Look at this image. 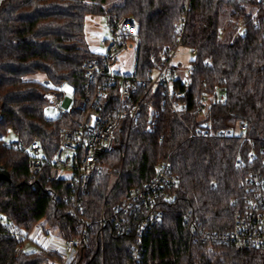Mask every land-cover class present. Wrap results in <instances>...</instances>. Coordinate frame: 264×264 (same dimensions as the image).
<instances>
[{
  "label": "trees",
  "instance_id": "obj_1",
  "mask_svg": "<svg viewBox=\"0 0 264 264\" xmlns=\"http://www.w3.org/2000/svg\"><path fill=\"white\" fill-rule=\"evenodd\" d=\"M105 14L134 21L136 31L127 38V48L135 49L132 74L146 83L139 89V118L119 124L101 172L91 178L84 214L94 219L103 204L109 212L131 188L151 179L158 160L169 157L177 183L161 221L143 239L142 264H264V248L223 240L244 199L240 183L253 169L249 154L264 143L262 0L4 1L0 135L19 136L22 145H5L0 137V167L7 174L0 178V264H50L56 251L28 248L41 218L56 225L62 240L78 235L65 184L46 180V171L31 180L23 146L39 136L50 151L56 148L64 120L46 118L43 94L62 95L58 88L64 85L80 93L83 59L94 53L87 45L86 21ZM184 17L180 46L196 51L189 74L173 69L174 86L183 91L176 98L164 87L150 86L149 79L162 53L175 47ZM215 86L224 89L225 99L211 104ZM172 102H183L186 109L175 111ZM205 121L213 130L245 125L246 131L190 137L188 129ZM133 242V234L118 235L110 218L103 228L92 227L71 264H130ZM19 246L24 249L17 254Z\"/></svg>",
  "mask_w": 264,
  "mask_h": 264
},
{
  "label": "built area",
  "instance_id": "obj_2",
  "mask_svg": "<svg viewBox=\"0 0 264 264\" xmlns=\"http://www.w3.org/2000/svg\"><path fill=\"white\" fill-rule=\"evenodd\" d=\"M255 14L256 11L253 16ZM103 18L110 29V37L101 40L105 46L101 52H94L83 59L80 93L74 94L72 91L70 97L58 91L43 94L49 106L46 118L64 120L57 131L56 148L50 151L39 136L23 146L29 178L34 180L46 171V180H61L67 188L65 197L70 202L72 215L80 226L77 236L62 240L67 257L63 264H71L72 259L81 255L95 224L103 228L110 218L114 220L118 235L134 236L130 264H142L143 239L161 221L164 206L172 198V188L177 183L176 176L171 172L169 157L161 158L154 165L151 179L142 186L131 188L110 207L109 212L103 204L94 219L84 214L83 198L88 193L91 178L101 172L102 157L112 149L119 124L139 118L142 104L139 89L146 83L133 74L121 75L114 70L118 55L127 49L128 36L136 31L134 21L129 17L119 18L111 14H105ZM185 20V17L182 18L177 26L175 47L162 53L160 65L152 70L149 79L150 86L164 87L169 96L176 98L183 96L182 89L174 86L177 77L173 69ZM253 23L259 25L257 19ZM195 51L191 49L190 53L194 56ZM189 73L190 69L187 68L185 74ZM181 83L186 84L184 78ZM58 90H62V86ZM212 94L211 104L225 99L224 89L220 86H215ZM172 107L175 111L185 110L186 104L172 102ZM157 115L158 112H154V116ZM178 117L182 119L181 115ZM245 131V125L213 130L209 121L188 129L190 137H226ZM4 143L22 145L19 136H16L15 141L5 140ZM249 160L253 162V169L240 183L244 199L234 216L233 228L223 236V240L241 246L264 248V143L251 150ZM23 249V246L17 247L16 253L19 254Z\"/></svg>",
  "mask_w": 264,
  "mask_h": 264
},
{
  "label": "rangeland",
  "instance_id": "obj_3",
  "mask_svg": "<svg viewBox=\"0 0 264 264\" xmlns=\"http://www.w3.org/2000/svg\"><path fill=\"white\" fill-rule=\"evenodd\" d=\"M110 37V29L105 25L103 16H89L86 21V40L87 45L90 50L94 52H101L104 49V44L101 43V40L108 39ZM193 58V55L190 53V50L188 48L180 46L178 48V54L175 58V63L179 66V75H184L186 69L188 68V61ZM135 62V49L134 47H128L126 50L121 52L118 57L117 61L114 65V70L116 73L121 75H130L133 72ZM62 90L65 91V94L67 97H70L72 94V87L69 85L62 86ZM48 105L46 109H48ZM0 137H3L4 140H7L9 142L15 141L16 136L12 133H9L7 136L0 135ZM2 173V170L0 168V174ZM38 229H43L45 232H48V240L43 235L39 238L36 237V243L38 245H32L34 244V238L35 235L38 232ZM37 231V232H36ZM42 232V230H40ZM31 244L28 243V246L30 245V249H34L37 247H47L50 249H53L57 252L56 257L50 261V264H63V261L67 259L65 256V253L63 251L62 247V238L59 234V231L55 224L50 223L46 218H41L37 224V228L33 233ZM27 247V246H26ZM79 264H85L84 262H80Z\"/></svg>",
  "mask_w": 264,
  "mask_h": 264
},
{
  "label": "crops",
  "instance_id": "obj_4",
  "mask_svg": "<svg viewBox=\"0 0 264 264\" xmlns=\"http://www.w3.org/2000/svg\"><path fill=\"white\" fill-rule=\"evenodd\" d=\"M175 67H176V70H180L179 69V66H178V64H176L175 63ZM40 230H42V232H40ZM37 232V231H36ZM48 232H45L43 229H38V232H37V234L35 235V237H38V240L37 241H39V238L40 237H42L43 235L45 236V238L48 240ZM41 239V238H40ZM37 243H39V242H37ZM37 243H35V244H33V245H38ZM30 247V246H29Z\"/></svg>",
  "mask_w": 264,
  "mask_h": 264
},
{
  "label": "water",
  "instance_id": "obj_5",
  "mask_svg": "<svg viewBox=\"0 0 264 264\" xmlns=\"http://www.w3.org/2000/svg\"><path fill=\"white\" fill-rule=\"evenodd\" d=\"M1 168V167H0ZM1 170H2V173L0 174V178L1 177H7V174H5V172L3 171V169L1 168Z\"/></svg>",
  "mask_w": 264,
  "mask_h": 264
},
{
  "label": "flooded vegetation",
  "instance_id": "obj_6",
  "mask_svg": "<svg viewBox=\"0 0 264 264\" xmlns=\"http://www.w3.org/2000/svg\"><path fill=\"white\" fill-rule=\"evenodd\" d=\"M5 0H0V7L2 6V4L4 3Z\"/></svg>",
  "mask_w": 264,
  "mask_h": 264
}]
</instances>
